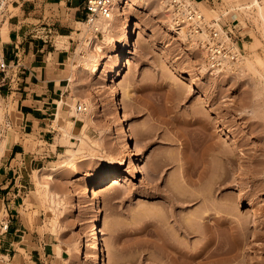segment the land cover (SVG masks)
<instances>
[{"label": "rangeland", "instance_id": "rangeland-1", "mask_svg": "<svg viewBox=\"0 0 264 264\" xmlns=\"http://www.w3.org/2000/svg\"><path fill=\"white\" fill-rule=\"evenodd\" d=\"M125 1V15L137 35L135 51L121 74L109 80L113 61L108 56L114 42L107 40L104 28L77 24L66 66L71 94L62 103L59 121L56 109L44 114L49 119L43 127L56 129L59 142L65 143L62 127L78 119L70 105L92 100L94 123L84 130L78 119L82 134L68 145L77 149L71 166H63L68 147L52 155L51 146L40 141L32 124L36 120L23 118L20 100L0 92V159L11 143L22 145L13 175L28 193L18 196L26 227L15 238L11 249L15 256L2 254L7 252L1 249L2 240L12 238L7 232L0 236V264H97L89 240L93 215L89 190L103 174L120 166L128 151L111 109L112 90L118 93L133 136L135 165L122 185H111L101 195L108 264H171L163 253L165 240H178L188 244L187 250L199 251L210 234L211 247L219 251L212 264H264V19L251 6L252 0H192L211 25L233 29L232 39L242 52L227 68L204 75L199 51L205 35H198L192 45L185 43L171 26L165 0ZM8 2L0 0V18L9 13ZM117 25L123 26L122 19ZM142 31L155 32L163 42L147 41L145 35L139 36ZM90 36L105 43L101 51H86ZM97 59L101 70L93 67ZM171 59L178 67L205 76L208 88L201 91L180 78ZM203 97L225 117L238 144L215 122ZM45 171L54 173L50 185L58 202L45 194L46 180L40 178ZM239 189L245 192L243 201L238 200ZM246 202L256 203L261 212H247ZM6 219L11 221L10 214L1 206L0 220ZM181 221L194 229L192 237L177 229ZM207 221L211 230L200 234ZM241 221L249 227L241 228ZM174 249L169 251L177 256Z\"/></svg>", "mask_w": 264, "mask_h": 264}, {"label": "crops", "instance_id": "crops-1", "mask_svg": "<svg viewBox=\"0 0 264 264\" xmlns=\"http://www.w3.org/2000/svg\"><path fill=\"white\" fill-rule=\"evenodd\" d=\"M9 1V13L6 11L0 18V56L8 66L0 72V92L1 95L14 94L20 100L24 106L23 118L36 120L32 124L38 130L40 141L51 146L49 151L55 155L68 144L59 142L61 135L56 129L43 127V122L49 119L44 114H50L47 110H55L71 94L67 57L75 46L76 25L88 20L87 0ZM72 120L70 140L75 142L82 130L78 119ZM19 149H22L20 143H11L8 153L0 159V207L10 214L7 234L12 236L7 242L2 240L1 249L7 251L2 254L10 258L15 256L11 255V249L15 248L18 231L26 227L20 218L22 204L18 196L23 198L28 193L13 175L19 163ZM18 186L19 192H16Z\"/></svg>", "mask_w": 264, "mask_h": 264}, {"label": "bare ground", "instance_id": "bare-ground-1", "mask_svg": "<svg viewBox=\"0 0 264 264\" xmlns=\"http://www.w3.org/2000/svg\"><path fill=\"white\" fill-rule=\"evenodd\" d=\"M113 1H114V4H116L115 5V11L111 14V16L109 18H105L103 16H96L95 17L93 15H90L92 17V18L90 17L91 19L89 18L87 21L82 22V23H88L89 25L93 24L94 30H98L100 27H103L105 34L107 36V40H109V41L113 40V42H114V47H113L114 50H113L112 54L108 56L109 59L113 61V64H112L113 66L110 68V71H109V80L110 81H114L115 79H117L118 75H120L121 71H123V69L125 68L124 66L126 64V59L134 53L135 48H136V42H134V37L137 35V31L134 28L132 20L128 16L125 15L126 12L124 11V8L119 4L120 3L119 0H113ZM251 6H254V9H256L258 14L261 15L262 18L264 19V0H252ZM125 8H126V6H125ZM203 10H205L206 12H208L210 14L212 12L209 8H207L205 6H203ZM120 19H122V23H123V26H121V28H120V26L117 25V22ZM172 20L173 19L169 18V21H172ZM171 26L174 27L178 31V33H180V35H181L180 38L185 43H188V44L189 43L191 44V42L193 40H195L198 37V35L204 36V34H193V33L190 34L188 29L184 26L179 27V28H176L174 26V24H171ZM114 32H116V34L118 36L115 35L116 37H114ZM188 34H190L191 37L188 36ZM143 35H145L147 41L155 40L157 42H163L162 41L163 39L162 40L159 39L158 35L155 32H147L145 34L143 33V31L141 33L139 32V36H143ZM198 39H199V37H198ZM195 42L196 41H194L193 43H195ZM103 44H105V43L97 40L96 36H90V37H88V39L86 41L85 48H86V51H88V52H90L91 50L97 52V51H101V49L104 48ZM202 44H204V43L202 42ZM199 52H200L201 58L203 59L201 66L199 67L200 71L204 72V75H205V73L206 74L216 73L218 71V69L210 68L207 64V53H206V50L203 46L200 47ZM167 53L169 54V52L167 50L163 51L164 55ZM95 59H96V57H95ZM171 63L174 66V69L176 70L178 76L180 78L189 79L192 87H197L201 91H204L208 88L207 87L208 86V82H207L208 80L206 79L205 76H202V75L200 76V75L196 74V72L193 69L178 67V65L175 63V61L173 59H171ZM102 65L103 64L100 62V60L97 59V60H95V64L93 67H94V69H100L101 70ZM229 65H226L224 68H227V66H229ZM224 68H222V69H224ZM111 92H112L111 93V100H110L111 109L117 114L118 123H119V131L121 132V136H122L121 139H122L123 143H125L128 146V151H127V154L125 155L123 161L121 162V165L118 166L115 170L103 174L99 178V180H97V182L94 184L93 188H91L89 190V195H91V197L93 199V206H92L93 215H92V218L90 220L91 226L89 229V235H90L89 240H90V244H92L93 247L95 248V256L97 258V264H108L106 248H105V245L102 241L103 236L101 233V224H102V219H103L102 213H103V206H104V202L101 199V195L103 194L104 190L111 185H122L126 181L128 175L131 172H133L134 165H135V156H134V151H133V146H134L133 136H132V133L130 132V130L128 129V122H127L126 114H125V112L122 111V108L120 106L118 93L116 91H113V90ZM202 99H203V102L208 104V111H209V113H211L213 115L215 122L218 123V125L222 126L221 129H223L224 133L227 134L231 138L232 142L235 145L238 144L239 139H238L237 135L235 134L234 130L226 124L225 117L223 115H221V113L216 110L214 105L209 104L208 99L206 97H203ZM84 101L87 105L86 110L82 111V112H77L76 107H74L75 105L72 104L71 105V114H73L74 116H77L78 119H80V121H82L83 129L85 130V128H87L89 125L94 123V116H93V109H94L93 106L94 105H93L92 100L89 98H85ZM61 104H62V101L59 103V106L56 108L55 121H59L61 118V112H62ZM73 125H74V120H68L67 125L62 127L64 133L66 134V136L64 137L65 138L64 142L70 146L72 145V143H74L73 141L70 140L71 130L73 129ZM70 146L67 148V153L65 154V155H67V158L64 160V162H65L63 164L64 167L71 166V164L73 162L72 157L77 155L76 154L77 149H74ZM72 152H74V153H72ZM83 156H87V155H83ZM47 171L43 172L42 174L40 173L41 174L40 178L43 177L42 179L46 180V186L47 187L45 189V194L47 195V197L50 198L51 201L58 202L56 199V196L52 190V186L50 185V183L54 179V175H53L54 173L47 172ZM237 196H238L239 201L245 200L244 190L239 189ZM247 207H248L247 212H250V213L261 212L260 207H258V205L256 203L248 202ZM197 216H199V215H197ZM197 216H196V219L198 218ZM181 222H180L178 228H177V226H174V227H176L181 233H183L185 237L190 238V235L192 237V232H194V229L193 228L190 229V227L188 225L184 224L183 221H181ZM240 225L242 226V227L240 226L241 228L249 227L247 225V223H245L244 221L243 222L241 221ZM205 226H204V230H202L201 231L202 233L200 232V234L208 235L212 226L210 223H208V221L206 222ZM206 239H208V240L206 242L204 241L205 243L203 242L204 243L203 247L201 246L202 249H199V251L194 250L196 252H194L193 250L190 251L189 250L190 248H188V250H187L188 244H185L184 242H182L184 244H181V241H178L177 239H176L177 242L173 241L172 243H171V241L169 242L168 240H165L164 244L162 245L163 253L170 260H172V262L175 261V262L179 263L182 261L181 264H212L215 261L216 262L218 261V260L214 259V257L217 255V253L219 251L217 252V249L216 250L213 249L214 247L212 246V244L214 241V237L212 234H210L209 238H206ZM169 248H173V249L175 248L174 250L178 255L177 256L172 255L169 251ZM197 259H199V261H197ZM176 260H179V261H176ZM172 262H171V264H172ZM165 263H167V261H162V264H165ZM168 264H170V262H168Z\"/></svg>", "mask_w": 264, "mask_h": 264}, {"label": "built area", "instance_id": "built-area-1", "mask_svg": "<svg viewBox=\"0 0 264 264\" xmlns=\"http://www.w3.org/2000/svg\"><path fill=\"white\" fill-rule=\"evenodd\" d=\"M125 8L126 1H119ZM168 11L171 12L173 23L176 28L186 27L193 34H204V48L207 53V64L213 69H222L226 65L235 63L242 56L241 49L237 42L232 39L233 29L228 27L226 30L221 26L217 28L211 25L205 18L202 11L193 4L192 0H165ZM113 0H87L86 10L87 19L90 15L103 16L109 18L115 11ZM218 22V21H217ZM7 64L0 56V71L5 70ZM85 102H78L76 111H85ZM10 228V220H0V236L7 233Z\"/></svg>", "mask_w": 264, "mask_h": 264}]
</instances>
